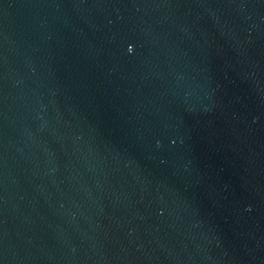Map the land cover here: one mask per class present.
<instances>
[{"label":"water","instance_id":"water-1","mask_svg":"<svg viewBox=\"0 0 264 264\" xmlns=\"http://www.w3.org/2000/svg\"><path fill=\"white\" fill-rule=\"evenodd\" d=\"M0 264H264V0H0Z\"/></svg>","mask_w":264,"mask_h":264},{"label":"clouds","instance_id":"clouds-1","mask_svg":"<svg viewBox=\"0 0 264 264\" xmlns=\"http://www.w3.org/2000/svg\"><path fill=\"white\" fill-rule=\"evenodd\" d=\"M131 51V49H129Z\"/></svg>","mask_w":264,"mask_h":264}]
</instances>
